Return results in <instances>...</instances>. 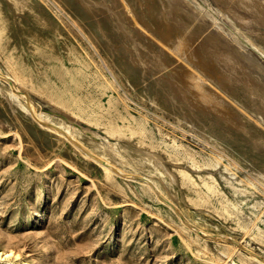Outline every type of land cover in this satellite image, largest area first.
Instances as JSON below:
<instances>
[{
  "label": "rangeland",
  "instance_id": "obj_1",
  "mask_svg": "<svg viewBox=\"0 0 264 264\" xmlns=\"http://www.w3.org/2000/svg\"><path fill=\"white\" fill-rule=\"evenodd\" d=\"M251 1L231 4L244 21L238 31L227 20L220 28L198 16L197 39L228 49L248 78L264 83V57L251 44L264 46V0ZM169 2L174 13L176 2ZM193 3L210 6L218 21L228 5ZM99 10L91 15L80 0H0V87L24 93L30 112L41 116L30 121V112L22 114L21 129L17 103L8 104L0 92V264H264V145L257 140L264 121L257 109L241 95L252 119L246 132L217 121L200 133L189 115L191 125L176 118L156 93L153 78L162 72L152 67L154 57L145 72L136 54L125 58L126 47L119 48L125 35ZM98 20L110 25L105 35ZM152 35L134 32L160 52ZM236 76L230 73L237 85ZM49 124L59 133L45 130ZM76 125L104 140L88 139ZM84 144L98 148L116 173L102 178L103 167L75 147ZM211 156H222L233 177L256 182L247 200L237 203L222 184L208 189L195 175H182ZM144 179L159 183L158 197L143 189Z\"/></svg>",
  "mask_w": 264,
  "mask_h": 264
},
{
  "label": "bare ground",
  "instance_id": "obj_2",
  "mask_svg": "<svg viewBox=\"0 0 264 264\" xmlns=\"http://www.w3.org/2000/svg\"><path fill=\"white\" fill-rule=\"evenodd\" d=\"M169 1L171 0H115V3L110 5L111 2L108 0H80V2L85 6L86 11L91 12V15H95L93 12L94 7L100 9L99 13H106L111 23V27L117 28L120 33L125 35L126 40L119 46V48L126 47V52L123 51V56L125 58H127V55L129 54H136L138 57L134 59L135 63L139 65L144 72L148 68L150 69L152 65V67L157 68V71L162 72L161 76H155L153 78L154 83L157 84L158 88L156 93L159 99L161 98L164 100L165 103L162 102V104H164L167 110L176 118L180 119L184 123L192 120L190 122L194 123V127L200 133H204L207 127L214 129L217 121H222L226 125H232L235 129L246 132L252 119L247 112V104L244 101L241 102L240 100L241 95L243 94L245 101H249L250 104H253V106L257 109L256 111L260 114V118L264 121V83L256 82L253 81L252 78H248L249 72L245 71L243 66L239 63V59H237L238 56L229 52L228 49L220 50L219 48V50H215V48H211L208 44H204L202 42L203 40L200 41L197 39V37L200 38V35L197 36V30H199L197 29L199 24V19L197 18L198 16H201L202 19H204L205 16H208L213 22L211 25H218L220 28L223 27V23H225L224 20H227L234 25L233 28L237 29V31L241 29L239 26L244 25V21L238 18L234 12L238 14L241 13L238 12L236 8L231 6V4L236 3L238 0H220L222 3H226L228 5L226 6V11L220 12L223 17L220 18L219 21L218 19H215V15L212 13L210 6L209 8L200 6V4L195 6L193 3L194 0H186L195 12L190 13L180 9L179 6L183 5V3H180L179 0H175L176 11L171 13L170 7H172L174 3L172 4ZM252 3L253 0L251 1V4ZM242 7L246 8V6ZM133 8L135 10H133ZM235 18L238 19V23ZM221 22L223 23L221 24ZM110 25L98 20L96 27L101 34L105 35ZM193 26L196 30L193 29ZM218 26L216 27L218 28ZM190 28L193 29V31H189ZM233 28H228L229 34L233 35V39L235 38L238 39V41H241L238 37V33H236V30L234 29V31ZM134 32H140L143 37H147L148 34L153 33V40L161 46L159 50L160 52L154 50L152 46L144 44L142 39H138V37L134 36ZM201 35L203 37L205 36L203 34ZM212 35L208 36L211 37ZM211 39H208L209 42ZM218 39L219 38H217V41ZM107 40L109 41L110 39L107 38ZM215 41L213 42L216 44ZM251 44L253 47L258 49L257 52H262V56L264 57V46L261 45V43L259 44L253 41ZM160 54L162 56H167L168 59L163 61L160 58ZM242 56L244 57V55H241V57ZM151 57H154V62L152 65H148L147 60ZM249 59H251V57ZM245 60H247V58ZM113 63L115 65V61H113ZM249 65L251 66L252 64ZM232 71L237 74L235 77L239 82L237 85L235 84V80L233 81L232 78H230V73H232ZM16 91L18 92V90ZM0 92L3 94L8 104H12V102L17 103L15 119L19 121L20 128L24 130V121L21 119V115L32 110L34 107L32 106V101L27 102L28 98L26 99L24 93L3 90L1 87ZM255 93H258L259 95L256 102H254L255 98L253 97V94ZM32 112L35 113V111ZM185 114L190 116H188L190 118L189 121H187ZM28 116L30 121H35L37 119L34 117L36 114L33 115L31 112ZM40 117H38V119ZM259 119L257 118L255 121L259 123ZM206 121H208V124ZM259 124L262 126V130L259 131L257 140L264 145V124ZM188 125H191V123ZM52 126L49 124L44 126V129L50 130L54 133H59L57 125L56 127ZM76 127L83 130L88 139L93 138L97 141L104 140L103 138L97 137V135L90 130L83 129V127L78 125H76ZM69 133L74 138L77 137L75 133ZM75 147L84 155L92 157L100 166L103 167L102 178L109 179L111 172L116 173V167L112 161L109 159L101 160L102 156L99 153L100 150L92 144H84V149L77 146ZM89 150H91V152ZM151 156L157 163L163 166L168 179H170L172 183L179 184V181L174 176L173 172L167 169L168 167H166L162 160H160L162 157L158 156L155 152ZM202 158L203 162L200 165L193 164L191 169L195 172L194 174L193 172L191 173V171L182 170V175H195L196 178L203 182L208 189H217V187L222 184L225 189L232 191V194L235 195V201L237 203H242L244 200H247L254 192L253 190L256 186V182L239 178L238 176L233 177V175H235V171L227 167V164L223 161L222 156H211V161H209L206 157ZM182 166V164H179L180 168ZM144 180L145 181L142 182L143 189L146 192L158 197L157 192L161 189L159 183L152 184L150 183L151 180L150 182L147 179ZM166 180V177H164L163 182L168 184V181ZM239 184H241L242 187H240ZM255 203H257V200L253 201L251 205H254ZM257 218L259 217L257 216ZM231 248L233 247L225 245V249L230 250ZM240 255L243 258H247L243 254Z\"/></svg>",
  "mask_w": 264,
  "mask_h": 264
}]
</instances>
